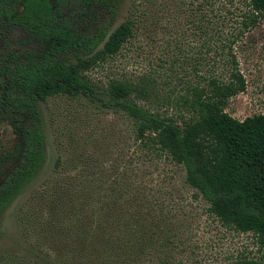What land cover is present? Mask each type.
Wrapping results in <instances>:
<instances>
[{"label":"trees","instance_id":"1","mask_svg":"<svg viewBox=\"0 0 264 264\" xmlns=\"http://www.w3.org/2000/svg\"><path fill=\"white\" fill-rule=\"evenodd\" d=\"M247 8L245 31L263 19L264 0ZM114 14L112 0H0V218L46 168L39 105L49 98L85 97L124 111L134 147L123 167L111 160L120 146L115 153L95 137L84 152L98 154L58 157L21 212L25 250L0 256V264H191L179 257L186 242L176 212L142 180L139 162L156 155L183 168L223 226L252 234L263 248L264 114L238 120L226 111L247 89L238 64L226 77L212 70L176 117L141 104L153 96L148 82L111 79L107 103L88 73L118 55L135 29L130 20L111 33L99 25ZM212 32H222L214 22ZM234 264H264V254Z\"/></svg>","mask_w":264,"mask_h":264},{"label":"rangeland","instance_id":"2","mask_svg":"<svg viewBox=\"0 0 264 264\" xmlns=\"http://www.w3.org/2000/svg\"><path fill=\"white\" fill-rule=\"evenodd\" d=\"M248 1L112 0L114 18L102 17L99 25L111 33L130 20L135 23L134 36L118 55L88 73L98 97L110 101L107 88L111 79L148 82L153 96L141 104L176 117L185 109L184 100L193 97V89L205 86L212 70L226 77L236 62L247 89L229 101L226 111L238 120L264 114V17L258 26L245 31L242 23ZM97 22L93 19L89 30L94 31ZM212 22L221 28L220 34H213ZM39 108L46 126L48 162L40 179L0 218V256L25 250L21 212L58 157L69 158L76 149V153L84 152L85 141L95 138L99 146H110L115 153L120 146L121 152L111 160L122 167L134 154L132 123L122 110L107 109L102 102L85 97L66 96L49 98ZM93 152L98 154L96 148L84 153ZM139 166L143 182L177 214V230L186 242L179 257L191 264H234L242 255L264 254V247H259L252 234L231 230L208 212L209 204L195 196L182 167L164 155L144 159Z\"/></svg>","mask_w":264,"mask_h":264}]
</instances>
